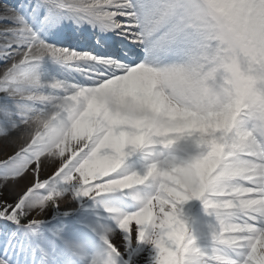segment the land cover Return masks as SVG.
<instances>
[{
    "label": "snow or ice",
    "instance_id": "6c2138e0",
    "mask_svg": "<svg viewBox=\"0 0 264 264\" xmlns=\"http://www.w3.org/2000/svg\"><path fill=\"white\" fill-rule=\"evenodd\" d=\"M0 141V264H264V0H14Z\"/></svg>",
    "mask_w": 264,
    "mask_h": 264
},
{
    "label": "bare ground",
    "instance_id": "6f19581e",
    "mask_svg": "<svg viewBox=\"0 0 264 264\" xmlns=\"http://www.w3.org/2000/svg\"><path fill=\"white\" fill-rule=\"evenodd\" d=\"M2 2H3V4H2ZM12 3H14V0H0V10H2L4 7H5V5H11ZM0 159H3V158H6L5 156H4V150H3V142L2 141H0ZM8 151H11V149L9 148V149H7ZM6 198H9V199H11L10 197H6Z\"/></svg>",
    "mask_w": 264,
    "mask_h": 264
},
{
    "label": "rangeland",
    "instance_id": "374dc122",
    "mask_svg": "<svg viewBox=\"0 0 264 264\" xmlns=\"http://www.w3.org/2000/svg\"><path fill=\"white\" fill-rule=\"evenodd\" d=\"M2 4H3V2H2ZM1 5V4H0ZM1 151V150H0Z\"/></svg>",
    "mask_w": 264,
    "mask_h": 264
}]
</instances>
